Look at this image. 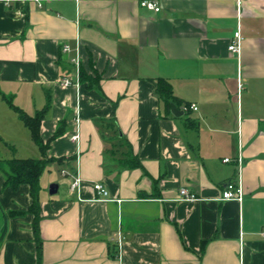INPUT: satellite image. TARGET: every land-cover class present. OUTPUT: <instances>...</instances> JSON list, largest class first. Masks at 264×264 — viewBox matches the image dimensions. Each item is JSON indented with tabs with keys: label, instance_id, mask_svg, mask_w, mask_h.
<instances>
[{
	"label": "crops",
	"instance_id": "obj_1",
	"mask_svg": "<svg viewBox=\"0 0 264 264\" xmlns=\"http://www.w3.org/2000/svg\"><path fill=\"white\" fill-rule=\"evenodd\" d=\"M159 3L0 0L1 90L31 114L51 93L41 131L55 159L41 177L40 261L32 213L10 218L2 238V209L32 198L0 174V264H264V0ZM67 75L79 83L63 85ZM160 78L180 109L199 108L168 110ZM12 112L0 95L3 129L18 127ZM128 143L141 165H129ZM237 176L243 199L223 200Z\"/></svg>",
	"mask_w": 264,
	"mask_h": 264
},
{
	"label": "trees",
	"instance_id": "obj_2",
	"mask_svg": "<svg viewBox=\"0 0 264 264\" xmlns=\"http://www.w3.org/2000/svg\"><path fill=\"white\" fill-rule=\"evenodd\" d=\"M80 74H81V80L83 82H88L90 85L96 84V79L98 77H93L89 75L82 66H81ZM158 92L160 97L165 102L168 110L171 109L172 103H175L180 106V101L178 97L175 95L173 85L169 80L165 78L159 79ZM0 95L9 104V106L19 114V118L29 129L33 141L37 144L43 156L41 158H32V157L30 158L15 157L10 159L0 158V174H2L5 177V185L10 186L14 190H18L21 185L27 184L30 188V195L32 198V202L26 211L10 210L5 212L2 209L3 219H4L3 228H2V238L7 232L8 220L10 218L28 212L32 213L34 215L33 230L35 233V238L38 243V256L40 261L41 252H42V247H41L42 242L40 237L41 190H42L41 177L46 167L52 161L55 160L53 157H48L47 155V150L49 149V144L52 138L48 140L44 139L41 131V124L52 106V95L50 92L47 93V100L45 106L41 109H38L34 114H30L20 106L16 105L14 102L13 95L4 93L1 90V87H0ZM183 104H188V103H183ZM58 134L59 132H57L55 136H57ZM0 141H3V138L1 136H0ZM4 143L7 146H10L9 143L6 142L5 140ZM127 146L129 147L128 150L129 165L133 167L141 165V162L139 160L132 158L134 156L131 152V147L129 146V143L127 144Z\"/></svg>",
	"mask_w": 264,
	"mask_h": 264
},
{
	"label": "built area",
	"instance_id": "obj_3",
	"mask_svg": "<svg viewBox=\"0 0 264 264\" xmlns=\"http://www.w3.org/2000/svg\"><path fill=\"white\" fill-rule=\"evenodd\" d=\"M7 2V4H9V2L11 0H5ZM141 4L149 9L155 10V11H160L161 7H160V3L159 0H141ZM242 41H243V37L241 34L240 30H237L235 32V36L232 39L230 45H229V50L233 53H240L241 48H242ZM64 50H69L68 46L66 45L64 47ZM74 62L76 63V65L78 66L77 70H78V74H79V60L75 59ZM61 83L63 85H71V84H76L79 83V81H75V79H73L71 76L67 75V76H63L61 77ZM199 107L197 104L195 103H188V104H183L181 109L184 112H189L191 110H197ZM73 140L78 141L79 140V134L76 133L75 135H73ZM225 162L231 161L230 158H225L224 159ZM240 159H239V164H240ZM63 174H66V171H63ZM80 182L81 179L80 177H77V179L71 184V189L74 190L77 187L80 186ZM94 190L96 191L98 197L97 198H101V199H107L109 197V190L106 188V186L102 183V182H96L94 184ZM244 187L241 181L240 176H237L236 179L230 180L226 183L223 193H222V199L223 200H230V199H238V200H242L244 197ZM180 194L182 196H184L183 198L185 199H189V200H196L199 197L195 194L189 191L188 188L183 187L180 190ZM262 236L264 237V229L261 231ZM118 239L115 240L116 246H117V250L118 252L121 251V243H122V237L121 234L118 233Z\"/></svg>",
	"mask_w": 264,
	"mask_h": 264
},
{
	"label": "rangeland",
	"instance_id": "obj_4",
	"mask_svg": "<svg viewBox=\"0 0 264 264\" xmlns=\"http://www.w3.org/2000/svg\"><path fill=\"white\" fill-rule=\"evenodd\" d=\"M9 109V108H7ZM14 113L15 117H17L18 127H15L11 130L9 128L3 129L6 124H4L3 118L0 116V130L3 133H0V136L3 138V141H0V158L1 159H10V158H38L40 156V150L36 143L31 141L29 129H26L27 137H24L23 134V121L18 118L19 114L17 112ZM31 114V113H30ZM1 132V131H0ZM6 134V136H5ZM4 140L9 143L10 146H7L4 143ZM48 166L46 167V171L49 172ZM59 176H62L58 169H55ZM46 182H49L46 178ZM56 182L47 183V186L51 184H55Z\"/></svg>",
	"mask_w": 264,
	"mask_h": 264
},
{
	"label": "water",
	"instance_id": "obj_5",
	"mask_svg": "<svg viewBox=\"0 0 264 264\" xmlns=\"http://www.w3.org/2000/svg\"><path fill=\"white\" fill-rule=\"evenodd\" d=\"M171 110L176 116H181L184 114V111L179 108V106L175 103H172ZM58 184H52L50 188L51 194H54L57 192Z\"/></svg>",
	"mask_w": 264,
	"mask_h": 264
}]
</instances>
